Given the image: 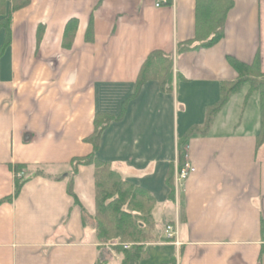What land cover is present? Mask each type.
Masks as SVG:
<instances>
[{
    "label": "crops",
    "instance_id": "crops-1",
    "mask_svg": "<svg viewBox=\"0 0 264 264\" xmlns=\"http://www.w3.org/2000/svg\"><path fill=\"white\" fill-rule=\"evenodd\" d=\"M197 1L30 0L12 14L0 60V264L121 263L94 228L95 168L72 174L71 163L93 153L87 139L96 116L119 117L126 102L96 157L156 201L162 240L146 245L141 264H264L260 95L249 85L232 95L205 136L184 145L196 172L178 191L175 179L173 192L166 183L181 140L204 123L221 85L256 61L264 74V0H233L225 36L210 48L186 45L196 38ZM71 21L76 33L64 48ZM155 51L172 55V88L150 81L134 98L140 69ZM18 167L26 181L17 193ZM170 224L179 246L165 238Z\"/></svg>",
    "mask_w": 264,
    "mask_h": 264
},
{
    "label": "trees",
    "instance_id": "trees-1",
    "mask_svg": "<svg viewBox=\"0 0 264 264\" xmlns=\"http://www.w3.org/2000/svg\"><path fill=\"white\" fill-rule=\"evenodd\" d=\"M30 0H0V32L4 33V39L0 46V60L4 56L11 41V17L12 14L25 8ZM233 0H198L196 9V38L195 42L202 47L210 48L219 43L225 36V24L229 11L233 8ZM76 33V22L71 21L66 29L63 39V47L70 48ZM86 39L92 41L93 28L89 26ZM232 66L238 69L240 63L230 59ZM242 77L232 83H223L220 88V99L206 110L204 123L189 129L188 133L181 140L179 151V165L185 163L183 146L193 135H206L212 123L221 110L229 101L232 95L238 93L244 85H249L251 92L260 95V133L257 137V147L264 143V74L261 73L259 63L256 61L251 66H244ZM157 81L162 91H169L173 84V58L160 51L151 53L142 65L133 97L138 96L143 86L150 82ZM127 107L124 104L119 117L98 115L95 118L94 133L87 139L94 151L91 155L75 159L71 163L72 174L76 173L80 166H94L95 168V209L94 216L95 231L101 244L107 243H134L130 250L117 249L121 256L120 264H141L146 252V244L160 242L161 236H154L158 229V223L153 211L156 201L147 191L128 183L111 164L102 162L96 157V152L103 132L108 125L123 118ZM24 167L15 170L17 184L16 192L21 189L26 180L24 177L17 178V174L23 172ZM174 168L167 177L166 183L174 190ZM69 194L74 196L73 186H69ZM174 194H172V198ZM164 264H176V260H170Z\"/></svg>",
    "mask_w": 264,
    "mask_h": 264
},
{
    "label": "built area",
    "instance_id": "built-area-1",
    "mask_svg": "<svg viewBox=\"0 0 264 264\" xmlns=\"http://www.w3.org/2000/svg\"><path fill=\"white\" fill-rule=\"evenodd\" d=\"M170 4H174V0H157L156 3V7H160L162 5H170ZM187 146H185V159L186 162L182 165V166H178L176 167V171H175V186H176V190L178 191L179 186H181V184L186 181L190 176H192L195 172L196 169L195 167H193L188 161H187ZM24 174L20 173L18 176L22 177ZM166 237L169 240H174V244L176 246H179L178 240H177V229L174 228V226L169 225L166 229ZM128 246H126L127 248Z\"/></svg>",
    "mask_w": 264,
    "mask_h": 264
},
{
    "label": "rangeland",
    "instance_id": "rangeland-1",
    "mask_svg": "<svg viewBox=\"0 0 264 264\" xmlns=\"http://www.w3.org/2000/svg\"><path fill=\"white\" fill-rule=\"evenodd\" d=\"M2 39V40H1ZM3 42V32H0V44ZM183 149H185V146L183 147ZM128 182V181H127ZM129 183V182H128ZM130 184H132V183H130ZM133 185V184H132ZM133 186H135V185H133ZM136 187V186H135ZM94 226H95V223H94ZM164 227V223H162L161 225H159L158 226V229H156V231L157 232H155V231H152V232H154L153 234H154V236L156 235V233H157V235H158V230L159 231H162V228ZM149 244V243H148ZM135 244L134 243H107V244H103V246L106 248V249H108V252H109V254H110V256H111V258L114 256H116V255H120L119 253H118V251H117V249H119V248H122V249H124V250H130L133 246H134ZM147 245V244H146ZM126 246H128L127 248H126Z\"/></svg>",
    "mask_w": 264,
    "mask_h": 264
}]
</instances>
